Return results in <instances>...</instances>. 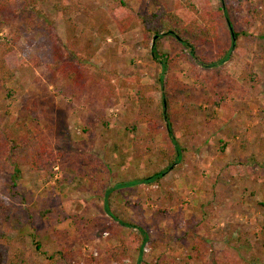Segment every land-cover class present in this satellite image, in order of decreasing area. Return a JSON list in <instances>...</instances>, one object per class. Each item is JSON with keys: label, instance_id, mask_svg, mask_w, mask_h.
<instances>
[{"label": "rangeland", "instance_id": "rangeland-1", "mask_svg": "<svg viewBox=\"0 0 264 264\" xmlns=\"http://www.w3.org/2000/svg\"><path fill=\"white\" fill-rule=\"evenodd\" d=\"M60 1L71 5L69 16L54 8ZM235 1L241 3L239 11L230 9L227 16L234 29L247 32L237 39L238 47L231 44L227 16L221 14L217 44L200 50L212 59L231 48V59L218 68L202 67L173 38L161 40L159 50L177 55L173 77L188 85L185 90L168 84L177 132L188 150L167 170H172L168 191L142 182L106 194L117 182L157 170L163 148L173 152L161 124L152 122L158 133L140 138L136 146L126 131L141 90L148 86V94L160 72L151 53L153 38L143 36L140 23L122 32L111 12L113 0H39L40 13L19 0L22 10L0 13V36L15 37L19 55L12 80L0 85V125L26 122L47 149L46 169L22 165L16 177L19 194L6 199L17 211L41 204L51 210L33 221L36 229H22L32 256L44 263L42 250L63 251L64 259L55 264H145L160 254L176 264H264V62L254 55L262 45L264 0ZM210 2L216 9L220 5V0ZM128 4L134 11L159 12L199 8L201 0ZM49 20L66 58L94 50L85 87L73 88L49 68L53 52L36 43L43 40L39 26ZM251 72L255 82L245 77ZM78 90L76 100L72 92ZM146 124L138 125L141 135L150 134ZM13 172L9 166L0 174V197ZM106 199L127 223L106 211ZM139 228L149 236L140 255ZM7 229L0 218V230ZM126 246L132 249L124 255Z\"/></svg>", "mask_w": 264, "mask_h": 264}, {"label": "trees", "instance_id": "trees-1", "mask_svg": "<svg viewBox=\"0 0 264 264\" xmlns=\"http://www.w3.org/2000/svg\"><path fill=\"white\" fill-rule=\"evenodd\" d=\"M24 8L30 9L33 13L42 12L39 6V0H23ZM129 0H113L111 12L113 19L118 24V28L124 32L132 24L139 22L141 32L146 39L152 40L156 35L154 45L151 47L154 60L160 65V72L156 79L151 83L150 94H145L142 89L138 98L139 107L131 109L135 112V116L131 118V124L126 128L130 133L132 145H138L140 138H154L158 133L155 126L161 124V130L165 136L169 137L173 152L163 148L162 156L157 161L158 169L142 175V177H134L130 180H124L112 185L111 189L138 185L142 182H147L154 191H168L171 182L166 181L171 176L172 170L167 172L168 168L174 163L178 165L188 151L181 144V135L177 132L176 118L173 117V107L168 98L170 89L168 84H174L172 89L179 88L181 84L184 89L188 87L187 83L181 79L173 77L171 68L176 63V56H172L169 50H159L161 40L163 38H173L181 44L182 49L193 57L204 68H218L225 61L231 59V48H222L218 51L216 58L208 59L200 50L216 45L219 38L218 28L220 25L219 18L221 14L227 16L230 9L239 11L241 7L240 1L235 0H220V5L216 9L212 6L210 0H201L199 8L193 7H176L173 10H161L159 12L149 11H134L128 4ZM248 10L254 12L253 6L247 1ZM54 8L62 11L66 16H69L71 5L67 2H56ZM22 10L19 0H0V13L4 16H12ZM255 17V16H250ZM250 24L251 20L248 17H243ZM228 22L232 28L229 32L232 45H236L237 39L247 32L244 29H234V21L227 16ZM39 30L43 35V40L36 42L39 46H47L53 52V63L49 64L52 73L59 72L61 78L73 88L85 87L86 83V65H91L89 61L94 56V50L83 54L76 52L77 58H66L63 52V44L53 31V23L51 20L42 23ZM251 37H255L250 35ZM257 37V36H256ZM17 38V37H16ZM259 39L262 40V45L258 51L254 53L256 59L264 62V32L260 34ZM29 42H33V37H28ZM238 45H236V48ZM81 50V49H80ZM18 52L15 45V37L9 35L0 36V85L10 82L18 68ZM248 80L255 82L257 76L253 72L251 75L245 76ZM190 87V86H189ZM80 90L73 91L72 95L77 100L80 97ZM158 93L159 98H154V94ZM219 93V92H218ZM222 96L219 94V98ZM223 99V97H222ZM142 106H147L143 109ZM146 122L148 133L142 134L138 125ZM89 126H85L84 131L88 133ZM148 134V136L146 135ZM244 145V143L242 144ZM147 149L152 151V147L147 145ZM47 154L46 145L36 134L34 129L26 122L13 119L11 122H6L0 125V174L9 166L14 168L11 180L6 182L1 192L0 197V218L7 225V230H0V264H55L58 259H64V252L57 251L49 253L48 250H42V255L46 257V261L42 263L36 257L31 255V250L26 245V237L22 229L29 225L31 229H36L33 221L36 218H44L46 213L51 211L49 207L41 204L38 207H25L21 211H17L14 203H6L7 198H13L18 195L16 177L21 174V166L28 164L36 170L46 169V160L42 158ZM174 169V168H173ZM172 179V178H171ZM171 181V180H170ZM106 211L113 215L115 219H119L111 210L110 201L104 200ZM124 224V220L119 219ZM142 233L136 250L139 255L142 254L143 244L149 240V236L144 229L139 228ZM12 233V235H11ZM36 249L40 250L39 242H35ZM132 249L131 247L124 248V255ZM145 264H176L171 258L160 254L154 262H145ZM232 264V263H229Z\"/></svg>", "mask_w": 264, "mask_h": 264}, {"label": "water", "instance_id": "water-1", "mask_svg": "<svg viewBox=\"0 0 264 264\" xmlns=\"http://www.w3.org/2000/svg\"><path fill=\"white\" fill-rule=\"evenodd\" d=\"M229 25H230V22H229ZM232 28H233V27H231V26H230V28H229V29H230V31H231V35L233 36V33H232ZM155 38H156V35L153 37L152 45H153V43H154V39H155Z\"/></svg>", "mask_w": 264, "mask_h": 264}]
</instances>
